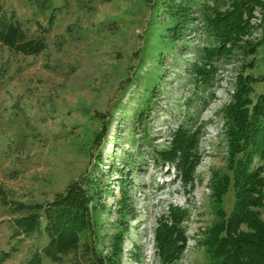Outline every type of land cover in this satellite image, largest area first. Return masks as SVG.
Wrapping results in <instances>:
<instances>
[{"label":"rangeland","instance_id":"1","mask_svg":"<svg viewBox=\"0 0 264 264\" xmlns=\"http://www.w3.org/2000/svg\"><path fill=\"white\" fill-rule=\"evenodd\" d=\"M198 9L186 36L163 40L159 31L172 20L155 12L153 0H0V29L14 20L27 39L43 40L33 54L0 42V187L11 203L0 201V257L11 254L0 264H28L48 241L42 229L15 236L13 217L26 215L16 204L52 201L88 178L102 188L100 208L91 212L98 251L111 253L122 236L120 264H161L155 228L173 205L187 213L186 246L173 264L207 263L202 242L218 220L210 184L231 176L223 107L239 72L260 77L253 100L264 91V21L256 11L252 33L210 60L205 49L214 43ZM259 41L251 53L249 43ZM197 66L211 68L206 80L195 76ZM142 110L147 118L139 121ZM179 123L200 132V163L187 185L158 156ZM255 165L264 168V160ZM234 201L230 187L227 215ZM77 259L85 261L83 251L41 264Z\"/></svg>","mask_w":264,"mask_h":264},{"label":"trees","instance_id":"2","mask_svg":"<svg viewBox=\"0 0 264 264\" xmlns=\"http://www.w3.org/2000/svg\"><path fill=\"white\" fill-rule=\"evenodd\" d=\"M196 2L199 5H195ZM198 6V20L214 43L213 47L205 49L210 60L230 52L252 33L255 27L252 19L256 11L261 13V22L264 21V0H153L155 12H161L172 20L159 31L162 39L186 36L195 22L192 14ZM0 42L22 54L37 53L43 48L41 38L27 39L14 20L0 29ZM261 43H249L250 52L254 53ZM211 71V68L207 70L199 66L194 69L195 76L202 80H206ZM259 79L239 72L231 100L223 107L231 176H214L210 184L218 220L206 231L202 242L206 264H264V218L261 219L264 215V168L255 165L257 160H264V91L255 100L250 96L252 83ZM151 91L147 104L155 97V90ZM146 118L143 110L138 113L139 121ZM199 133L198 129L191 130L179 123L171 133L169 146L158 151L163 163L178 171L185 185L193 182L200 163L197 151ZM83 180L71 182L64 192L55 194L52 201L15 205L18 210L26 212V215L12 219L15 236L29 237L42 229L48 237L46 245L34 252L28 264H41L43 257L58 262L63 256L80 250L85 261L77 259L74 264H120L122 236L114 240L111 253L103 254L91 244L95 242L91 235V212L100 208L102 188L97 178ZM124 182L125 179L120 181L123 193ZM230 187L234 190L235 201L227 215L222 204ZM6 199L0 187V201L9 206L11 203ZM186 217L185 209L173 205H169L167 213L159 217L155 228V246L161 264H173L181 258L187 242L182 228ZM10 255L3 253L0 261H5Z\"/></svg>","mask_w":264,"mask_h":264}]
</instances>
